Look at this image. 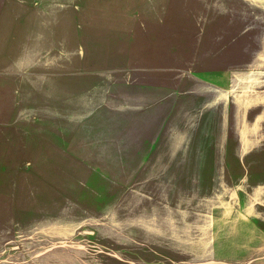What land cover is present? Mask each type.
I'll list each match as a JSON object with an SVG mask.
<instances>
[{"label": "rangeland", "instance_id": "1", "mask_svg": "<svg viewBox=\"0 0 264 264\" xmlns=\"http://www.w3.org/2000/svg\"><path fill=\"white\" fill-rule=\"evenodd\" d=\"M0 137L82 199L1 264H264V0H0Z\"/></svg>", "mask_w": 264, "mask_h": 264}, {"label": "crops", "instance_id": "2", "mask_svg": "<svg viewBox=\"0 0 264 264\" xmlns=\"http://www.w3.org/2000/svg\"><path fill=\"white\" fill-rule=\"evenodd\" d=\"M67 144L55 143L47 138L42 142V152L36 155V158L30 159L24 153L22 140H19L18 143L16 141L11 142V146H14L13 155L6 137H0V210L21 211L23 209L24 192L31 191L33 188L35 191L39 187H44L46 190L59 195V202H54L51 205L55 211L66 210L67 204L65 202L68 201L73 202V204L80 203L82 199L80 197L72 198L71 190L63 186L68 183V178L60 173L54 164L58 160L55 157L63 160L70 158V148ZM37 157L40 158L37 159ZM24 161L29 162L25 168H23ZM40 161L44 163L47 170L39 164ZM30 208L39 209L38 206L34 205ZM6 226L10 229L14 227L13 233L11 230L6 232ZM22 226L23 218L21 217H13L8 224L5 223V219L0 220V259L10 256V254H7V249L15 250V256H17L18 250V256L22 257V245L19 246L23 239Z\"/></svg>", "mask_w": 264, "mask_h": 264}]
</instances>
